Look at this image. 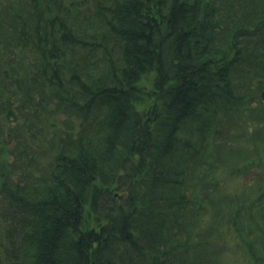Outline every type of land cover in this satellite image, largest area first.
Segmentation results:
<instances>
[{
  "label": "trees",
  "instance_id": "trees-1",
  "mask_svg": "<svg viewBox=\"0 0 264 264\" xmlns=\"http://www.w3.org/2000/svg\"><path fill=\"white\" fill-rule=\"evenodd\" d=\"M8 1L0 49L36 63L0 65V264H228L215 244L232 231L233 264H264V176L227 209L207 189L219 163H264V102L247 110L264 0H85L83 31L65 0Z\"/></svg>",
  "mask_w": 264,
  "mask_h": 264
},
{
  "label": "rangeland",
  "instance_id": "rangeland-1",
  "mask_svg": "<svg viewBox=\"0 0 264 264\" xmlns=\"http://www.w3.org/2000/svg\"><path fill=\"white\" fill-rule=\"evenodd\" d=\"M3 2H9L8 0H2ZM26 2H31V0H25ZM94 3H96V0H93ZM92 2H88L86 3L87 5H85L84 7H82V4L85 2V0H65V3L70 6L68 8V11L73 12V20L72 23L75 27L78 26V28L80 30H84L85 29V25H86V17L87 16H92V14L94 13V8H95V4ZM72 6H76L77 9H71ZM84 45H88L87 43H82ZM81 47H83L84 49H86L85 46L81 45L80 43H76L75 44V50L73 52V55H78L79 53L82 52ZM1 53H4V57L8 60L9 64H5V63H0V65H8L7 68L12 67V70L16 73H13L14 75L17 74H23V71L26 69H31L34 67V64L36 63V60L33 56V54L31 52H28V54L24 57V59L21 61V57L18 55L19 49L15 48L12 49L11 51L1 47L0 49ZM9 85H14L16 84L14 80L10 79L7 80L6 82ZM261 92L262 90H258V100L256 102H251L249 108H247V110H250L252 112H256L258 110V108L261 105L259 104V101L261 100L262 102H264V97L261 96ZM264 107V106H263ZM1 115V114H0ZM27 116V115H25ZM18 117H22V115H18ZM24 117V115H23ZM52 118V117H50ZM5 123L11 124V121H6V118L4 117H0V128H2V124L5 125ZM245 130L247 131L248 135L249 134H254L257 125H254L252 121H248L245 125ZM4 133V135H6V138H4L3 140H5L8 144L5 145L6 148H8V150H11L14 142L9 141L10 137L8 132L6 131V129L4 128V131H2V134ZM236 133V129L235 126H232L230 128L226 129V132L224 133V136H222V138H225L226 141L230 144V145H238L244 148H247L249 145V142L247 140V138H245L247 136V134H245V136H243L244 138L241 139H237V141H233L232 137L233 134ZM219 138H216V140ZM216 142L220 143V140H217ZM1 144V143H0ZM6 158L11 161L13 159V154L11 152H7L6 151ZM221 162L220 160H217V164ZM242 162V161H240ZM261 167H252L248 173H245L244 170L239 171H231L232 168H237L236 164L233 163L231 160H228L227 162H222L219 163L218 168H216V171L214 172V178L217 181V183L215 185L212 184H207V189L211 191V193H213V197L214 198H219L220 199V203L223 207H225L227 209L228 203L231 201V205L233 203H235L237 200L241 201V198L238 194H242V197H245V191L248 190V186H253L257 176H264V163H261ZM240 165V164H239ZM230 170V173L228 174L227 178H222V176L225 173H228ZM37 175V174H36ZM198 191L197 194H199L201 196V189L198 186ZM240 190H243L244 193L240 192ZM116 194H114L115 196H118V199L121 201L123 199V197L125 196V194L123 192H119L116 191ZM238 193V194H237ZM120 195H122L121 197H119ZM3 198L0 195V201H2ZM208 201V198L206 199ZM231 212V211H229ZM228 212V213H229ZM208 214L209 211H207L204 215H206L205 217H203V219L200 222V225L202 228H204L208 223H206L207 219H208ZM224 223V222H222ZM225 225V224H224ZM220 229V228H219ZM232 231V230H230ZM223 242L225 243V247L226 250L223 252L221 258V262L224 263H228V264H233L234 262H236L237 257L240 255V253L237 251L236 249V244L239 241L237 239V237L232 233H222L221 236H219L217 238L216 244L217 246H221L219 245V242Z\"/></svg>",
  "mask_w": 264,
  "mask_h": 264
},
{
  "label": "flooded vegetation",
  "instance_id": "flooded-vegetation-1",
  "mask_svg": "<svg viewBox=\"0 0 264 264\" xmlns=\"http://www.w3.org/2000/svg\"><path fill=\"white\" fill-rule=\"evenodd\" d=\"M261 96L264 97V92L261 93Z\"/></svg>",
  "mask_w": 264,
  "mask_h": 264
},
{
  "label": "water",
  "instance_id": "water-1",
  "mask_svg": "<svg viewBox=\"0 0 264 264\" xmlns=\"http://www.w3.org/2000/svg\"><path fill=\"white\" fill-rule=\"evenodd\" d=\"M122 195H120L119 197H121Z\"/></svg>",
  "mask_w": 264,
  "mask_h": 264
}]
</instances>
